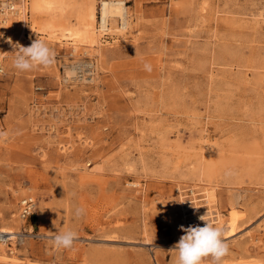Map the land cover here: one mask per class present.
Wrapping results in <instances>:
<instances>
[{"label":"rangeland","instance_id":"374dc122","mask_svg":"<svg viewBox=\"0 0 264 264\" xmlns=\"http://www.w3.org/2000/svg\"><path fill=\"white\" fill-rule=\"evenodd\" d=\"M123 1L125 28L99 29L100 0L0 22V227L26 234L0 264H176L194 212L223 228L219 264H264V0ZM34 40L53 61L21 72Z\"/></svg>","mask_w":264,"mask_h":264},{"label":"clouds","instance_id":"9594fccd","mask_svg":"<svg viewBox=\"0 0 264 264\" xmlns=\"http://www.w3.org/2000/svg\"><path fill=\"white\" fill-rule=\"evenodd\" d=\"M16 51L13 66L21 72L29 71L36 66L47 67L53 61L50 48L40 40H34L30 46L26 47L18 45ZM145 70H150V66L145 65ZM6 135V133H0V137ZM204 221L203 226L187 228L180 226L184 234L174 245L177 252L176 264H202V261L208 257L211 258L212 264H219V261L227 254L228 246L223 239V228ZM52 239L56 249H68L77 239V234L67 230Z\"/></svg>","mask_w":264,"mask_h":264},{"label":"bare ground","instance_id":"6f19581e","mask_svg":"<svg viewBox=\"0 0 264 264\" xmlns=\"http://www.w3.org/2000/svg\"><path fill=\"white\" fill-rule=\"evenodd\" d=\"M99 13H100L99 14V29H101V30H105L108 28V21L111 18H118L120 21V27L121 28H125L127 25V6L125 4V1H123V0H100ZM90 16L92 19H94L95 18L94 12H91ZM14 18L19 19V21L22 23L24 21L20 15H18L17 17H14ZM11 20H13V19H11ZM7 40L10 41L11 37L7 36ZM0 48L3 49L2 47H0ZM0 54H1V51H0ZM75 74H76V71L74 69V66H70L69 69L66 70V76L67 77L75 76ZM88 74L92 75V71H89ZM89 76L85 77V80L87 79V81H91L92 77H89ZM208 192H207L206 196H207V198H209V197L211 198L212 194H210ZM185 206H187V205L185 204ZM201 213L202 212H197V213L194 212L191 216L195 221L193 219H191L190 223L185 222L183 224V226L185 228H187L188 226H203L204 222H202V221H204V220L207 221L208 218H207V216H204ZM229 213H230V215H229L228 221L226 223V232H225V234H227L228 236L235 234V232L237 231V229H236L237 223L236 222H237L238 214H239L234 209H231ZM201 218L204 220H202ZM17 232L14 229L9 228V227H4V226L0 227V233H3L5 235H10L13 237L14 235H16ZM2 245H4V244L0 243V260H3L5 262L6 261L14 262V261L19 260V259L15 258V256L6 255Z\"/></svg>","mask_w":264,"mask_h":264},{"label":"built area","instance_id":"2783aa9c","mask_svg":"<svg viewBox=\"0 0 264 264\" xmlns=\"http://www.w3.org/2000/svg\"><path fill=\"white\" fill-rule=\"evenodd\" d=\"M28 0H0V22L5 23L10 16L20 13V8L24 10V14L28 13ZM88 76L90 74H87ZM35 208V199L32 196H25L20 200L18 216L22 220H27ZM31 234V233H30ZM26 237V234L17 232L13 237L0 233V241L2 243H12L20 240L21 242ZM19 242V241H18Z\"/></svg>","mask_w":264,"mask_h":264}]
</instances>
